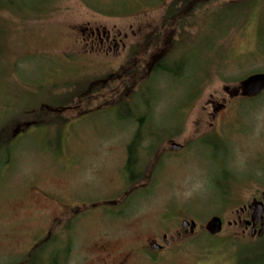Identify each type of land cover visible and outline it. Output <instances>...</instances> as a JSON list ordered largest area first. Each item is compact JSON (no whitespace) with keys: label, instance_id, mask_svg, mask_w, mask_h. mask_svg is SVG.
<instances>
[{"label":"rangeland","instance_id":"rangeland-1","mask_svg":"<svg viewBox=\"0 0 264 264\" xmlns=\"http://www.w3.org/2000/svg\"><path fill=\"white\" fill-rule=\"evenodd\" d=\"M14 1L0 12V264H27L51 237L65 264L254 262L264 236L235 223L264 202V94L243 86L264 74V0ZM93 33L118 49L88 54ZM170 59L184 78L152 75ZM127 114L162 137L140 144L135 184Z\"/></svg>","mask_w":264,"mask_h":264},{"label":"trees","instance_id":"trees-1","mask_svg":"<svg viewBox=\"0 0 264 264\" xmlns=\"http://www.w3.org/2000/svg\"><path fill=\"white\" fill-rule=\"evenodd\" d=\"M14 1V0H13ZM12 0L10 2H7V0H0V12L3 9H11L13 10L15 5L14 2ZM164 1V0H162ZM166 60V59H165ZM164 61H160L155 63V65L152 67L151 71H152V75H170L172 76L174 79L177 78H184L183 76V70L181 68V70H177L176 69V65L182 66V62L183 59H179V60H172L173 61V65L170 63L169 65H165ZM187 73V72H186ZM182 77V78H181ZM264 94V93H263ZM197 95V94H196ZM254 99V98H253ZM147 103V102H146ZM148 105V103H147ZM131 105L129 104H124L120 107V111H124L127 113V111H129V107ZM46 108V106H45ZM46 113L48 112L47 108L46 110H43ZM65 109H62L58 106H55V110L53 111L54 114H60L65 112ZM28 114H42L41 112H37V111H32V112H28ZM45 114V113H43ZM121 119H126L127 121L130 122H135L138 124V130L136 132V134L134 135L133 140L131 141V143L128 146V159H127V163H126V168H125V172H126V176L128 181L131 184H135L138 183L140 180L143 179L144 177V173H142V171H140L143 166L142 163L143 161L141 160V158L138 156V152H139V146L142 142H144L145 140H149L151 143H157V140L162 139V137L160 138L159 134L153 132L152 130H145V126L147 124V122L149 121V114H127V115H120ZM39 124L38 121L32 120L29 122H24L21 125H19L18 130L15 131V136L17 137L18 135L23 134L25 131L29 130L31 127L33 126H37ZM156 145V144H155ZM149 151H153L154 150V146L153 148H149ZM5 153H9V146L5 147L3 149L0 150V156ZM1 160V159H0ZM3 165V162L0 161V167ZM259 240L263 239L258 238ZM256 248V247H255ZM260 249V253L258 255V257H256L257 259L254 262H249V264H264V246H260L257 247ZM67 249H69V247L66 245L61 247V243L58 242L57 239H55V237H51V238H47L45 239L42 243H39L35 249L30 253L29 255V259H28V263L27 264H65L66 263V258H67ZM64 255V258H61V255Z\"/></svg>","mask_w":264,"mask_h":264},{"label":"water","instance_id":"water-1","mask_svg":"<svg viewBox=\"0 0 264 264\" xmlns=\"http://www.w3.org/2000/svg\"><path fill=\"white\" fill-rule=\"evenodd\" d=\"M244 89L246 91V94L250 98H257L260 95L264 93V74H256L251 77H249L246 81L243 83ZM182 146L173 143L172 144V150L173 152H179L181 151ZM255 208V221H257L258 224L261 225V228L259 231H256L255 229L252 232L253 236H257L259 238L264 236V204L263 202L256 203L251 206L250 210L252 211ZM196 223L194 221H183L182 222V228L185 230H190L192 233L196 229ZM206 230L208 234L212 237L218 236L222 230H223V221L220 217H213L209 220V222L206 224ZM166 240V239H165ZM154 249H161V246L158 244L153 245Z\"/></svg>","mask_w":264,"mask_h":264},{"label":"flooded vegetation","instance_id":"flooded-vegetation-1","mask_svg":"<svg viewBox=\"0 0 264 264\" xmlns=\"http://www.w3.org/2000/svg\"><path fill=\"white\" fill-rule=\"evenodd\" d=\"M93 40H92V39ZM89 42L90 46H87L88 51H86L88 54L90 52L91 53H106L109 54L111 52H115L119 45L117 42L116 38H111L110 34H103L100 35L99 33H93L91 34V36L89 37V40H87ZM263 200H264V195H263ZM259 203V202H257ZM256 204V203H255ZM264 204V202H263ZM247 207H244L238 214V221L235 223L237 224H245L246 230H251V233L253 232V230L255 229L256 231H259V229L261 228V225L257 223V221H255V208L251 211H247ZM247 215V218H243L244 215ZM264 218V216H263ZM156 252H161V249H154ZM123 264V263H121Z\"/></svg>","mask_w":264,"mask_h":264}]
</instances>
